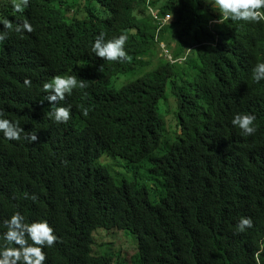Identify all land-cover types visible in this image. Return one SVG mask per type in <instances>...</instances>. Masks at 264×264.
I'll use <instances>...</instances> for the list:
<instances>
[{"label": "trees", "instance_id": "1", "mask_svg": "<svg viewBox=\"0 0 264 264\" xmlns=\"http://www.w3.org/2000/svg\"><path fill=\"white\" fill-rule=\"evenodd\" d=\"M0 17L34 28L0 44V109L38 136L0 133V222L47 220L59 242L45 264H112L93 251L98 230L135 237L131 264H264V80L252 79L264 22L217 23L211 0H29L22 13L0 0ZM101 32L126 33L132 60L92 53ZM65 74L88 86L59 102L71 119L57 123L43 84ZM238 113L257 117L254 135L232 125ZM241 217L253 227L239 232Z\"/></svg>", "mask_w": 264, "mask_h": 264}, {"label": "clouds", "instance_id": "2", "mask_svg": "<svg viewBox=\"0 0 264 264\" xmlns=\"http://www.w3.org/2000/svg\"><path fill=\"white\" fill-rule=\"evenodd\" d=\"M11 3L15 11L22 13L28 7L29 0H11ZM211 3L220 14L217 23L223 24L227 20L248 23L264 22V0H211ZM0 24L3 25V30H0V44L8 38L11 31L21 34L25 31L28 33L34 31L27 19L14 26L13 21L0 17ZM127 40L126 33L105 40V34L101 32L95 38L91 51L102 60L130 62L132 57L125 50ZM186 49L189 52L193 50ZM185 59H187L186 56ZM252 79L257 83L264 80V62H258L253 67ZM23 83L26 87H31L32 82L25 78ZM87 86L85 79L78 80L77 76L67 74L55 75L50 82L43 84V90L48 94L46 99L52 105L51 116L55 122L67 123L71 119V106H57L59 102L64 101L66 96H70L74 89H85ZM88 114V109L82 107V115L86 117ZM3 117L4 110L0 109V133H3L6 139L15 141L24 139L31 144L38 140L36 131L26 132L18 121L14 122ZM256 119L254 114L238 113L231 123L238 127L245 136H252L257 131L254 123ZM25 198L36 201L38 196L35 193L31 195L25 193ZM0 223L7 229L0 235V239L5 241L4 245L0 247V264H45L47 255L44 249L59 242V237L47 220L29 223L19 211H16L9 219H4ZM236 227L239 232L253 227L252 218L241 217Z\"/></svg>", "mask_w": 264, "mask_h": 264}, {"label": "rangeland", "instance_id": "3", "mask_svg": "<svg viewBox=\"0 0 264 264\" xmlns=\"http://www.w3.org/2000/svg\"><path fill=\"white\" fill-rule=\"evenodd\" d=\"M167 20H169V17H167L163 23H165ZM161 54H163V56H166V58L168 59H170L171 57L170 55L167 54V52L164 50V47L162 45L159 46V50L157 51V57L158 58L162 57ZM155 63H156V59L153 58L152 64L154 65ZM165 95L166 96L169 95V92L167 90L165 92ZM167 101H168V104H173L171 96H168ZM165 106H166L165 99H163L159 104V114L160 113L163 114ZM167 110L168 109L166 108V111ZM169 114H171V112H168V115ZM169 118L170 117H167L168 121H169ZM168 130L170 134L172 133H176L177 135L180 134V131L179 130L177 131V129L174 128L173 126H169ZM101 158H102L101 163L103 164H108L111 162V160L109 159L111 157L109 156H102ZM114 160L120 161V163L124 165L126 163V167L131 172L137 171L136 170L137 167L132 164L129 165L127 162L121 159H114ZM145 169L146 168L142 166L140 170L142 171V173L147 174V170L145 171ZM117 171L127 174L125 166L117 167ZM94 241H95V244L93 246V251L95 253L101 252L102 254H106L109 257H112L113 258V261L111 262L112 264H131V260L133 256L137 254V251H136L137 241L135 237L129 233L125 235L119 231L98 230L94 234ZM119 259H122V261L119 262L118 261Z\"/></svg>", "mask_w": 264, "mask_h": 264}, {"label": "bare ground", "instance_id": "4", "mask_svg": "<svg viewBox=\"0 0 264 264\" xmlns=\"http://www.w3.org/2000/svg\"><path fill=\"white\" fill-rule=\"evenodd\" d=\"M45 106V105H44ZM67 149V148H66Z\"/></svg>", "mask_w": 264, "mask_h": 264}]
</instances>
